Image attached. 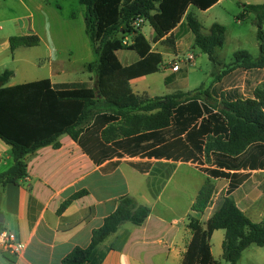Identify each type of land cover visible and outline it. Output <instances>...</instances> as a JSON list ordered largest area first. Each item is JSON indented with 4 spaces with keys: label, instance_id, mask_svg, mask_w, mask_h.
Returning <instances> with one entry per match:
<instances>
[{
    "label": "trees",
    "instance_id": "16d2710c",
    "mask_svg": "<svg viewBox=\"0 0 264 264\" xmlns=\"http://www.w3.org/2000/svg\"><path fill=\"white\" fill-rule=\"evenodd\" d=\"M217 1L78 0L84 8L85 35L94 56L85 69L94 81L51 84L42 79L4 87L12 73L6 70L0 75V140L11 147L13 156L12 166L0 174V187L26 177V155L48 145L58 148L57 138L67 135L93 159L95 153L101 161L123 155L180 161L196 165L208 177L190 208L186 228L191 240L181 264H219L210 248L211 235L217 230L224 231L221 258L228 264H237L247 247L264 246V217L261 223H252L231 197L248 178L241 170L264 169V87L251 98H243L235 90L221 92L212 84L154 98L137 95L130 87L131 80L157 73L162 63L161 55L151 50L139 30H133L134 20L145 18L156 42L177 26L189 6L205 11ZM241 9L237 20L254 16L259 55L253 58L246 51H236L223 74L264 68V6L242 5ZM185 22L194 36L193 47L214 61L215 49L224 43L225 27L213 23L204 34L191 14L185 16ZM119 33L123 38L132 34L131 43L124 46L123 38L116 37ZM39 43L36 35L8 39L10 51ZM120 50L134 52L139 60L122 66L117 57ZM134 166L139 171L149 169L148 165L144 170L140 164ZM210 179H224L228 185L202 224L200 217L214 195ZM149 213L148 207L121 197L115 210L92 231L89 245L74 248L61 264H101L106 255L100 249L102 243L124 223L141 226Z\"/></svg>",
    "mask_w": 264,
    "mask_h": 264
},
{
    "label": "crops",
    "instance_id": "0c3cea01",
    "mask_svg": "<svg viewBox=\"0 0 264 264\" xmlns=\"http://www.w3.org/2000/svg\"><path fill=\"white\" fill-rule=\"evenodd\" d=\"M43 3L48 7L54 6L59 9V12L61 10L60 7L47 1ZM251 4L264 6V0H218L205 11L189 6L185 16L191 14L199 22L192 8L202 13H209L220 8L229 13L225 9L228 8L236 18L242 11V5ZM21 5L28 10L24 3ZM41 7L42 5L39 4L38 8ZM251 15L248 14L244 19L236 20L239 23L249 19ZM185 16L173 30L156 42L152 41L154 33L149 23L145 21L141 26L139 32L151 44V50L162 57L159 71H164L161 78L165 88L163 91L146 89L142 92L133 89V84L144 77L158 74V71L155 74L131 80L130 87L133 93L154 98L177 91L190 92L177 85L179 82L175 76L181 70L172 72L171 66L167 65L169 62H174L182 48L193 47L194 36L186 25ZM73 18L72 15L69 16L70 20ZM213 23L221 25L218 19H214ZM30 34L35 35L36 32L31 31ZM9 38H7L8 47ZM165 41L171 43V47H165ZM41 42L42 39H40ZM118 53L119 51L117 57L122 66H129L139 60L136 55V58L127 61L126 57L121 59ZM258 55L251 56L257 58ZM221 67L222 70L217 72L215 80L211 83L221 92L235 90L241 97L251 98L257 89L264 87V68L235 69L223 74L226 69L224 65ZM11 73L4 87L33 82L30 79H24L21 83H14L12 79L15 73ZM64 74L62 70H51L48 78L44 79H49L51 84L70 83L56 81ZM56 142L59 145L58 148L48 145L25 156L27 175L24 179L17 184L0 187V214L3 218V222L0 223V232L13 233L17 241L24 245V250L16 256L0 250V264H61V260L74 248H86L89 245L92 231L102 225L104 218L115 210L117 201L124 196L130 197L137 205L148 207L150 213L141 226L124 223L116 233L102 243L100 249L106 255L101 264H181L186 247L191 240V233L186 228L187 218L191 213L190 208L198 190L208 178L196 165L128 155L101 161V157L95 153L92 154L94 159L90 157L67 135L59 136ZM98 160L100 161L97 162ZM12 164L11 147L0 140V174L6 172ZM135 164H140L143 170L146 169L145 165H148L149 169L139 171L135 168ZM183 166L205 177L204 182L195 187L192 194L186 197L184 187L176 186L175 182L179 169ZM204 167L208 165L205 164ZM240 173L248 174V178L231 193V197L252 223H261L264 217V169L247 168ZM210 180L214 185V195L212 203L200 217L201 221L209 210L204 223L214 209L216 198L220 193L225 192L228 185L224 179ZM81 192H84L82 196L72 198ZM66 201L68 204L59 212L60 206ZM213 239L216 243L215 252ZM223 239V230L214 231L210 238L211 254L217 262L222 259ZM237 264H264V246L247 247L241 253Z\"/></svg>",
    "mask_w": 264,
    "mask_h": 264
},
{
    "label": "rangeland",
    "instance_id": "374dc122",
    "mask_svg": "<svg viewBox=\"0 0 264 264\" xmlns=\"http://www.w3.org/2000/svg\"><path fill=\"white\" fill-rule=\"evenodd\" d=\"M43 1L60 7V12L54 6H45ZM21 3H24L28 10ZM39 4L42 5L41 8H38ZM225 9L229 13L220 8L209 13L191 9L201 23L204 34L214 19H218L225 27L226 34L223 46L214 51V61L209 60L208 56L196 47L185 46L181 49L177 56L179 60H183L187 55L194 57L191 64L186 62L179 64L181 71L175 77L179 82L177 85L182 89L193 91L202 85L209 86L215 80L217 72L222 70L221 65L226 66L236 51L244 50L254 56L259 54L253 15L238 23L231 10ZM83 10L78 0H0V74L6 70L14 72L12 82L21 83L24 79L37 81L48 78L51 70H62L65 74L60 79L58 77L57 82L93 83L94 76L84 69L88 63L94 61V56L84 31ZM70 15L74 17L72 20L69 19ZM31 31L36 32L35 35L42 39L38 46L9 50L8 37L34 35L30 34ZM116 37L123 38L120 33ZM164 46L171 47V43L165 41ZM118 54L121 59L126 57L127 61L137 57L135 53L125 50H120ZM163 72L144 77L133 84V89L138 92L146 89L163 91L165 88L161 78ZM204 180L203 174L183 166L179 169L175 182L176 186L184 187L186 197ZM208 213L209 210L205 217ZM205 217L200 221L202 224ZM212 244L215 252V239ZM218 261L219 264H228L222 259Z\"/></svg>",
    "mask_w": 264,
    "mask_h": 264
},
{
    "label": "built area",
    "instance_id": "2783aa9c",
    "mask_svg": "<svg viewBox=\"0 0 264 264\" xmlns=\"http://www.w3.org/2000/svg\"><path fill=\"white\" fill-rule=\"evenodd\" d=\"M145 18L139 17L132 23L133 30H139L141 26L145 23ZM132 36V34H131ZM131 36L124 37L122 40V44L127 46L131 43ZM194 57L192 55H187L183 58V60H179L178 57L174 60V62H169L171 65L170 70L172 72H178L180 70L179 64L182 62L193 63ZM0 250L6 252L10 255L16 256L20 254L24 250V245L17 241L16 236L7 231L0 232Z\"/></svg>",
    "mask_w": 264,
    "mask_h": 264
},
{
    "label": "water",
    "instance_id": "95a60500",
    "mask_svg": "<svg viewBox=\"0 0 264 264\" xmlns=\"http://www.w3.org/2000/svg\"><path fill=\"white\" fill-rule=\"evenodd\" d=\"M2 86V83L0 82V87ZM3 222L2 215L0 214V223Z\"/></svg>",
    "mask_w": 264,
    "mask_h": 264
}]
</instances>
